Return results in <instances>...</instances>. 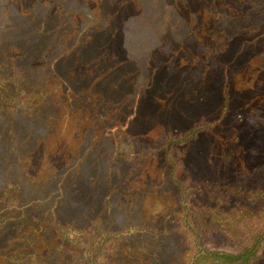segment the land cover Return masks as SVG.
<instances>
[{"label":"trees","instance_id":"trees-1","mask_svg":"<svg viewBox=\"0 0 264 264\" xmlns=\"http://www.w3.org/2000/svg\"><path fill=\"white\" fill-rule=\"evenodd\" d=\"M41 7L0 0V264H264V120L245 119L226 84L215 118L166 135L157 186L174 200L153 216L118 218L120 185L108 181L106 194L78 186L77 161L30 172L36 138L69 119L94 83L88 59L69 60L86 47L82 25L52 21ZM231 110L236 127L226 129ZM218 128L227 148L216 155L240 169L236 177L218 178L201 162L213 152L199 150V139ZM160 239L166 247L146 246Z\"/></svg>","mask_w":264,"mask_h":264},{"label":"rangeland","instance_id":"rangeland-1","mask_svg":"<svg viewBox=\"0 0 264 264\" xmlns=\"http://www.w3.org/2000/svg\"><path fill=\"white\" fill-rule=\"evenodd\" d=\"M32 2L51 11L52 21L82 25L86 47L69 60L81 65L88 59L94 83L69 119L36 138L29 170L38 174L74 160L86 180L78 186L106 194L108 181H116L118 218L153 216L154 206L172 204L173 193L157 186L166 135L215 118L224 84L245 119L264 120V0ZM251 105L256 109L250 111ZM235 111L228 113L226 129L236 127ZM114 126L113 136H103ZM225 136L224 130H211L198 149L213 152L201 160L210 172L233 178L240 169L221 165L216 155L227 148ZM152 245L160 250L167 240L146 244Z\"/></svg>","mask_w":264,"mask_h":264}]
</instances>
